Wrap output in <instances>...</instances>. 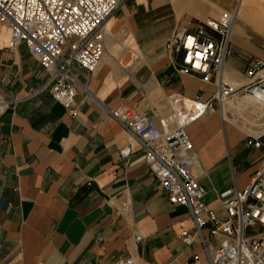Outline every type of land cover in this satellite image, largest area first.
Listing matches in <instances>:
<instances>
[{"label": "crops", "instance_id": "1", "mask_svg": "<svg viewBox=\"0 0 264 264\" xmlns=\"http://www.w3.org/2000/svg\"><path fill=\"white\" fill-rule=\"evenodd\" d=\"M234 12L224 75L243 85L248 63L264 61L263 0H122L105 26L98 71L80 72L99 104L79 89L73 116L38 93L46 76L0 28V95L22 100L0 116V264H183L199 250L181 241L193 226L189 211L168 203L140 145L119 156L128 136L106 111L129 108L160 123L177 119L176 100H211L216 83L178 74L180 58L164 46L177 31ZM228 103L186 128L203 203L217 211L218 193L247 187L263 157L247 142L264 134V116Z\"/></svg>", "mask_w": 264, "mask_h": 264}, {"label": "built area", "instance_id": "2", "mask_svg": "<svg viewBox=\"0 0 264 264\" xmlns=\"http://www.w3.org/2000/svg\"><path fill=\"white\" fill-rule=\"evenodd\" d=\"M121 3L122 0H0V28L9 31V48L23 45L46 76L38 93L48 91L73 116L77 113L75 98L79 89L98 103L83 84L80 72L91 76L98 71L105 26ZM236 18L234 12L207 19L193 32H175L164 46L170 56L180 58L175 62L178 74L216 83L211 100L191 101L186 113L184 102L177 100V119L160 123L129 108L106 111L128 136V144L119 150V156L128 157L130 143L137 142L150 175L166 194L168 203L188 209L193 226L179 237L187 248L199 250L183 264H264V134L247 142L249 147L263 150L260 169L244 189L234 186L218 193L221 209L217 211L203 203L206 190L194 176L197 155L186 133L191 123L217 108L223 110L232 99H248L256 108H264L262 59L248 63L246 84L225 79L224 65L231 54ZM21 101L0 95V116ZM140 241L141 237H137L136 242ZM115 264L147 263L125 257Z\"/></svg>", "mask_w": 264, "mask_h": 264}, {"label": "rangeland", "instance_id": "3", "mask_svg": "<svg viewBox=\"0 0 264 264\" xmlns=\"http://www.w3.org/2000/svg\"><path fill=\"white\" fill-rule=\"evenodd\" d=\"M177 101V100H176ZM175 101V102H176ZM239 102H242V103H239ZM236 104V103H239L238 104V106H243V108H250V107H253V110H254V114H255V112L257 113V114H259V115H263L264 116V108H256L252 103H251V101L250 100H248V99H243V100H239V101H230L229 103H228V105H233V104ZM184 104H185V106H186V108H185V113H186V111L188 110L189 111V109H190V106H188V105H186V102H184ZM255 108V109H254Z\"/></svg>", "mask_w": 264, "mask_h": 264}, {"label": "bare ground", "instance_id": "4", "mask_svg": "<svg viewBox=\"0 0 264 264\" xmlns=\"http://www.w3.org/2000/svg\"><path fill=\"white\" fill-rule=\"evenodd\" d=\"M190 104V101H186V105H189Z\"/></svg>", "mask_w": 264, "mask_h": 264}]
</instances>
